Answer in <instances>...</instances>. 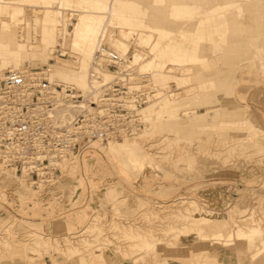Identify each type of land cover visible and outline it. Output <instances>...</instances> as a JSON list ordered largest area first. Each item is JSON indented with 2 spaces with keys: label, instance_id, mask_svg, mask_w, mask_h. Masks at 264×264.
Returning a JSON list of instances; mask_svg holds the SVG:
<instances>
[{
  "label": "rangeland",
  "instance_id": "374dc122",
  "mask_svg": "<svg viewBox=\"0 0 264 264\" xmlns=\"http://www.w3.org/2000/svg\"><path fill=\"white\" fill-rule=\"evenodd\" d=\"M21 1L9 8L19 10L6 20L10 33L0 26L1 39L21 46L11 54L0 43V70L49 69L55 78L65 65L82 76L69 36L55 46L35 33L45 4ZM97 1L98 14L121 26L98 39L116 51L108 32H128L119 84L131 73L123 86L141 95L134 135L109 142L135 144L125 155L107 152L109 142L90 148L38 187L20 167L0 165V264H263L264 0ZM77 14L62 10L59 23L70 29ZM133 49L162 64L137 71ZM237 222L254 233L243 244L222 241Z\"/></svg>",
  "mask_w": 264,
  "mask_h": 264
},
{
  "label": "built area",
  "instance_id": "2783aa9c",
  "mask_svg": "<svg viewBox=\"0 0 264 264\" xmlns=\"http://www.w3.org/2000/svg\"><path fill=\"white\" fill-rule=\"evenodd\" d=\"M101 39L89 62V94L50 82L45 69H9L0 76V165L20 167L21 176L35 177L29 180L35 187L58 176L64 159L134 133L132 115L141 95L129 96L128 85L115 75L129 58ZM106 71L114 79L91 92Z\"/></svg>",
  "mask_w": 264,
  "mask_h": 264
},
{
  "label": "bare ground",
  "instance_id": "6f19581e",
  "mask_svg": "<svg viewBox=\"0 0 264 264\" xmlns=\"http://www.w3.org/2000/svg\"><path fill=\"white\" fill-rule=\"evenodd\" d=\"M31 1H34V2L39 1V3L42 2L45 4V5L44 4L43 5L46 8L44 14L40 18L41 26H40L39 32L35 31V33L39 34V40L42 43H46L49 45L55 44V46L56 45L63 46L64 42L67 39L66 36H69L68 37L69 51L74 53V54L80 55V57L82 58L80 63L82 65H84V69H85L84 74L81 76V75H77V72H76V70L79 67L75 68V67H77V66H75L71 69L69 66L67 67L65 65H62V66L57 67L55 69V71H53L56 76H54L50 73L55 78H51L49 76V73H48L49 69L48 70L45 69V71H47V74H48V79L50 80V82H54V80H56V79H57V81L62 80L61 82L67 81V82H65V84L69 83V85H74L77 89H79L82 92V94H86L87 92L84 93L86 90L88 92H90V86L88 84V81L86 79L85 74L88 73L89 61L91 59L94 47L97 44V42L99 41L98 31L99 30L105 31V29H107L108 26L117 27V28H121V26H118L115 22L114 23L110 22L108 19H104L103 15L98 14V13H100V10L105 7V5H103L102 3H100L97 0H31ZM15 2H16V0H1V2H0V12L1 13L4 12L5 13L4 16L8 17V19L6 18L5 20H2L0 18V26L3 27L6 31H8L7 30L8 27L9 28L11 27L10 25L7 24L6 20H9L12 17L14 18V15L17 14L16 12L19 11V10L18 11L16 10V12H15L14 11L15 9L9 10V8H11ZM52 3L56 4L55 8L52 7V5H51ZM62 10H73V11L75 10V11L79 12V14H77L76 21L72 23L70 29L63 26L62 23L61 24L59 23L58 17L60 16V14H62ZM10 31L13 32L14 30L12 29ZM125 32L128 33L127 31H124V35H120L118 37V36H115L114 34H112L111 31H109L108 35H107V39H106V41L108 43H111L115 47L116 52L118 51L119 53H121V55H126V54L130 53L129 46L124 41L125 35H126ZM57 35H61L63 43H58L56 40H54V38ZM15 38L16 37H14V36H12V38L9 37L8 34L3 35L2 39L0 38L1 39L0 43L2 45H4V50H3L4 53L9 52L12 54V53H14L13 51L17 52L16 48H19L21 46V44ZM13 48H15V49H13ZM134 51L135 52H133V51L131 52V56H132L131 62L138 64L139 70L137 69V71L151 72L152 70H155V68L157 67L158 64H162V63H158V61H156V63H153V60H151V59L150 60L147 59L144 61V53L141 54L140 51H138V50H134ZM147 52L150 53L149 51H147ZM0 58H2L1 54H0ZM78 66L81 67V65H78ZM122 67L123 68L121 70H125V68H128L129 67L128 62H126ZM20 68H11V66L3 65L2 69H4V70L3 71L0 70V72L2 73V74L0 73V76H2L9 69H20ZM130 75H131V73L128 74V76H130ZM128 76H127V78L123 79L122 85L125 84L124 82L127 79H129V83L134 82V79H136V78H133L132 76H130V77H128ZM109 77L113 78V73H111L110 71L103 73L102 74V81L93 85L95 90L91 91V92L97 93L101 87L105 86L112 79V78L109 79ZM68 79H70L71 81ZM138 84H142V83L140 82ZM138 84H133V85L129 86L128 88L139 90L141 87L144 86V85H138ZM131 102H132V100L128 101V103H129L128 106L134 107ZM187 113H189V112H187ZM131 134L134 135V133H131ZM131 134H126V135H131ZM126 135H123V136H126ZM132 144H135V143H133L132 141H130V143H123L120 141L114 142L113 141V142H109L106 145L107 147L105 149L109 153H113L115 150L120 149L122 151V154L125 155V154L131 152V149L129 148V146ZM125 152H127V153H125ZM73 162H77L76 157H70V158H67V159H64L63 161H61L59 164L61 171L63 173L65 172V174H66L67 171L69 170L68 166L73 164ZM74 167H75V165H74ZM71 170H72V167H71ZM246 224H248V223H246ZM253 233H254V227L246 225V228H243L237 222V224H233L229 228L227 238L226 239L223 238L222 241H227V239H229V240L233 241L234 243H236V245L237 244H243L245 241V238L251 236ZM248 258H249V256H248ZM263 264H264V262H263Z\"/></svg>",
  "mask_w": 264,
  "mask_h": 264
}]
</instances>
